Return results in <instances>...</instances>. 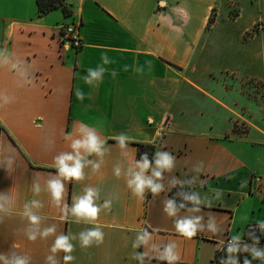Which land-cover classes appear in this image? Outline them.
Segmentation results:
<instances>
[{
	"label": "crops",
	"instance_id": "obj_1",
	"mask_svg": "<svg viewBox=\"0 0 264 264\" xmlns=\"http://www.w3.org/2000/svg\"><path fill=\"white\" fill-rule=\"evenodd\" d=\"M65 3L69 15L60 8L39 14L35 0H0V58L4 61L0 63V97L11 99L7 104L0 99V205L5 209L0 211V255L10 260L14 251L26 264H64L63 252L50 251L56 235L62 234L73 237L71 264H167L156 256L168 244L176 245L179 253L175 264H214L216 250L227 235L241 238L248 223L264 225V160L261 165L235 155L225 139L229 127L213 131L216 110L218 106L225 109L226 104L200 83L198 58L212 51L214 42L240 41L258 21L264 28V0ZM72 21L81 24L78 49L64 43L62 27ZM102 55L111 62L102 65ZM18 61L25 63L13 70ZM97 66L106 69L103 78L86 84L83 78L88 69ZM212 68L204 73L216 74ZM77 89L84 93L82 101L76 97ZM81 125L105 141L104 156L87 155L86 160L100 163L102 159L103 163L95 172L90 164L84 167L82 181H66L65 199L56 206L46 190L50 174H56L53 157L71 151V139L81 138ZM253 128L256 137L249 136V130L245 140L251 147L264 149V113ZM119 134L130 137L125 149L113 139ZM135 142L154 145L149 160L153 166L156 152L167 151L175 157L173 170L162 173L163 191L158 195L146 190L140 199L126 185L124 173L141 160ZM81 154L85 155L83 150ZM199 162L203 168L195 171ZM114 167H120L119 177ZM173 177L182 182L196 180L190 186H172ZM34 181L41 186L39 194L33 192ZM86 186L97 188L98 203L107 199L111 209L101 210L91 223L70 213L62 218L63 204L70 209L73 197L82 195ZM177 187L197 193L211 205L175 206L176 216L169 217L164 202L177 199ZM33 199L43 204L32 208L43 217L39 231L56 226V233L46 239L40 238L39 231L35 241L26 235L33 226L23 216L24 204ZM196 207L199 212L188 211ZM185 216L202 217L203 231L191 239L175 231L174 219ZM97 226L104 233L103 243L82 248L79 233ZM141 229L151 233L152 239L134 248L133 242L143 235ZM138 253L145 254L143 260L135 259ZM248 262L264 264V259Z\"/></svg>",
	"mask_w": 264,
	"mask_h": 264
},
{
	"label": "clouds",
	"instance_id": "obj_2",
	"mask_svg": "<svg viewBox=\"0 0 264 264\" xmlns=\"http://www.w3.org/2000/svg\"><path fill=\"white\" fill-rule=\"evenodd\" d=\"M8 55H11L9 53ZM102 65H107L111 61L107 57V55L101 56ZM4 62L2 58H0V63ZM25 63L24 61H18L16 65H13V70L20 64ZM150 65V62H148ZM106 69L103 66H97L95 69H88L87 76L83 79L86 84H93L95 82L100 81L103 78L104 72ZM137 71H140L137 69ZM113 77H115L116 73H111ZM76 97L78 100L84 99V93L80 90H76ZM3 100L4 104L10 103L11 99L8 96L0 97ZM78 132L81 136L79 139H71V143L69 145L71 151H62L53 157V165L56 169V174H50V178L46 181V190L50 193L52 203L56 206H60L62 201L65 199L66 195V181H82L85 179V174L83 172V168L87 165H91L92 170L98 171L103 163L101 159L100 163H93L92 161L86 160L87 155L95 154L97 157H103L106 149L104 148V140L98 138L95 134V130H89L86 125H81L78 129ZM115 139L121 149L124 148V142L126 139L130 140V137L124 134H119L115 137ZM103 149V150H102ZM81 150H83L85 155L81 154ZM126 154V153H125ZM8 165L10 166L12 161L8 160ZM175 157L172 156L167 151H159L155 153L154 156V166L147 159V154L142 155L140 162H136L132 167H129L124 176L126 177V185L128 189L132 192V194L140 199L144 198L145 191H150L154 196L158 195L161 191H163L162 181L164 179L162 173L171 172L174 168ZM203 168V163H198V168H195V171H200ZM134 169H139L135 171ZM114 175L119 177L121 175L120 167H114L113 169ZM145 173H149L146 175ZM196 177H193L192 181H180L176 180L173 177L170 185L175 186L176 184H187L190 186L194 183ZM33 192L39 194L41 192V186L36 181L33 182ZM215 192H219L218 190H214ZM186 200L190 201L194 205H200L201 203H205L207 205H211V201H202L197 193H193L191 196H186ZM100 193L97 188L86 186L83 189V194L79 196L73 197V203L71 208L69 209L67 204L64 203L61 208L62 218L67 217V214L70 213L72 216L79 219H83L86 223H91L96 221L101 210H110L111 209V201L104 200L103 204H99ZM43 207L41 201L33 199L24 204L23 216L27 218L29 221V225L33 226V228H29L26 230L27 238L31 241H35L37 239L36 232L39 231L38 226L40 225L43 217L39 215L37 212H33L32 208L40 209ZM180 208H184V205L181 204ZM0 211H5L2 205H0ZM164 211L169 217H175L178 209L175 207L174 200L169 199L164 202ZM189 212H199L200 209L198 207L189 209ZM201 216H185L179 219H174V227L175 231L183 236L186 239H191L194 237L198 231H203L202 226L200 225ZM208 231L215 232V229L209 226ZM139 232H142V236L137 237V241L133 242V247H139L141 245H147L148 240L152 239V234L149 233L146 229H141ZM56 233V226L52 225L51 227L45 228L43 231H39V236L41 239H46L47 237ZM73 237L65 236V235H56L55 240L50 248L52 253L63 252V262L64 264H71V262L75 259L71 253L74 251V246L70 243V239ZM234 239H238V237H234ZM104 241V233L102 229L97 226L90 229H85L84 231L79 233V242L82 248L91 247L94 243L99 246ZM163 252L158 253L156 256L159 260L167 261V264H175L176 261L180 259L179 253H177L174 249L176 245L168 244L162 245ZM236 249L234 247H229L228 252H234ZM144 253H138L135 256V259L143 260ZM255 258L264 259V254L256 253ZM48 259H51L49 257ZM151 260L152 257H149ZM0 260H4L5 264H26L25 258L22 256H17L13 251L11 252V259L6 260L5 256L0 255ZM235 264V261L232 262ZM244 264H249L248 260L245 259Z\"/></svg>",
	"mask_w": 264,
	"mask_h": 264
},
{
	"label": "rangeland",
	"instance_id": "obj_3",
	"mask_svg": "<svg viewBox=\"0 0 264 264\" xmlns=\"http://www.w3.org/2000/svg\"><path fill=\"white\" fill-rule=\"evenodd\" d=\"M211 18L213 21L214 13ZM263 29L258 21L254 27L242 34L240 41L214 42L215 47L211 44L212 51H205L198 58L200 83L226 104L225 109L218 106L216 110L213 131L226 130L229 127L230 132L225 135L229 148L238 157L245 155L261 165L264 149L251 147L244 136L251 130L249 136L256 137L258 132L252 126L257 125L264 113V77L253 76L264 74ZM256 52L258 57L254 56ZM209 67L217 72L214 75L218 79L204 73ZM207 124L205 123V127Z\"/></svg>",
	"mask_w": 264,
	"mask_h": 264
},
{
	"label": "built area",
	"instance_id": "obj_4",
	"mask_svg": "<svg viewBox=\"0 0 264 264\" xmlns=\"http://www.w3.org/2000/svg\"><path fill=\"white\" fill-rule=\"evenodd\" d=\"M80 28L81 24L78 21H72L62 27L64 43L67 46L74 49L81 47ZM180 197H182V194ZM172 200L175 202L177 199ZM260 230H264L263 224L248 223L244 228L243 237L234 239L233 236L227 235L216 250L214 264H229L232 259L237 261L238 264H244L245 259L248 261L260 260L255 258L258 252L264 254V239L258 236ZM229 247H234L236 251L228 252Z\"/></svg>",
	"mask_w": 264,
	"mask_h": 264
},
{
	"label": "trees",
	"instance_id": "obj_5",
	"mask_svg": "<svg viewBox=\"0 0 264 264\" xmlns=\"http://www.w3.org/2000/svg\"><path fill=\"white\" fill-rule=\"evenodd\" d=\"M35 2L39 14H45L57 8H60L64 15H69L71 13V10L65 3V0H35ZM211 21L212 18L210 17L208 24ZM134 144L137 146V154L139 158H141L142 155L146 153L147 159L152 160L154 155V145L146 142H135ZM174 191L177 193L178 196L177 200L174 202L175 206H180L181 204L187 206L191 204L190 201L185 199L186 196L192 195L191 190L177 187L174 189ZM181 194L182 197H180ZM258 236L264 239V230H260V232H258Z\"/></svg>",
	"mask_w": 264,
	"mask_h": 264
}]
</instances>
